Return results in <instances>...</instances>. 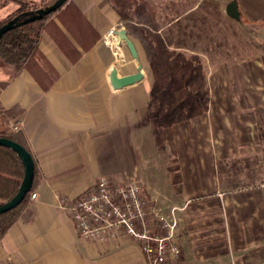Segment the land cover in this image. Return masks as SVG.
<instances>
[{"label":"crops","instance_id":"obj_1","mask_svg":"<svg viewBox=\"0 0 264 264\" xmlns=\"http://www.w3.org/2000/svg\"><path fill=\"white\" fill-rule=\"evenodd\" d=\"M232 1L238 21L226 14ZM66 5L74 7L70 29L58 22L61 45L41 34L32 72L0 59V105L21 109L17 128L38 180L35 198L0 242V264H149L131 239H82L61 207L100 177L140 180L150 209L176 220L181 255L170 264H264V145L256 113L264 107V49L223 37L238 25L264 29V0H145L137 38L119 24L110 0ZM113 27L126 31L138 59L125 46L124 64L117 62L103 41ZM164 36L202 59L211 100L206 114L163 129L159 149L142 124L151 81L140 41ZM112 67L119 77L143 78L113 91Z\"/></svg>","mask_w":264,"mask_h":264},{"label":"trees","instance_id":"obj_2","mask_svg":"<svg viewBox=\"0 0 264 264\" xmlns=\"http://www.w3.org/2000/svg\"><path fill=\"white\" fill-rule=\"evenodd\" d=\"M54 1H42L39 4H21L22 2L19 1L18 9L7 20L0 21V27L18 15L31 13ZM6 3V0L3 1L0 7L5 6ZM110 3L119 17V24L128 31L131 37L137 38L140 31L143 33V30H139L136 24H140L139 16L144 11L145 0H110ZM73 8L68 5L65 8L62 6L39 20L6 31L0 37V59L2 62L18 68H27L32 72V67L35 66L40 55L41 34L47 32L61 45L58 36L64 35V31L58 22L70 29L74 14ZM68 15L70 22H68ZM25 17L22 16L21 19ZM53 17L55 20L52 19ZM164 39L153 37L148 42L140 41L144 48L151 81L146 114L142 124L150 126L154 142L159 149L164 148L163 129L189 122L206 114L211 100L202 59L197 55L172 48L166 36ZM70 58L74 60L76 56H70ZM256 113L260 132L259 141L264 145V107L256 109ZM21 115L22 111L17 107L5 108L0 105V138L19 143L30 153L18 128L16 130L10 128V125L17 124ZM262 152L264 156V149ZM221 163L219 162V166ZM23 177L24 166L20 158L9 148L0 146V206L16 195ZM37 182V170L34 166L32 187L23 201L13 209L0 214V242L18 220L23 207L28 203L30 196L34 194Z\"/></svg>","mask_w":264,"mask_h":264},{"label":"built area","instance_id":"obj_3","mask_svg":"<svg viewBox=\"0 0 264 264\" xmlns=\"http://www.w3.org/2000/svg\"><path fill=\"white\" fill-rule=\"evenodd\" d=\"M113 27L103 36V41L114 52L118 63L123 62L122 47ZM11 130L17 124L10 125ZM143 184L130 179L124 184H114L100 177L96 184L61 207L67 211L82 239L102 243L118 238L137 242L147 256L149 264H170L178 259L180 247L175 243L176 220L158 216L142 195ZM35 198V194L30 196Z\"/></svg>","mask_w":264,"mask_h":264},{"label":"water","instance_id":"obj_4","mask_svg":"<svg viewBox=\"0 0 264 264\" xmlns=\"http://www.w3.org/2000/svg\"><path fill=\"white\" fill-rule=\"evenodd\" d=\"M67 0H55L53 3H51L48 6L42 7L38 10H35L31 13H24L21 15H18L14 17L13 19L9 20L7 23L3 24L0 27V37L9 29L17 26H21L22 24L39 20L43 18L44 16H47L56 10H58L60 7L63 6V4ZM226 14L231 19L239 20V12L237 9V5L235 1H232L229 3L226 9ZM22 16H26L24 19H21ZM115 35L118 38L119 42H124L127 50L129 51L130 55L134 59H138V55L134 46L133 41L128 37L126 31L122 28L118 29L115 33ZM143 78L142 73L136 72L131 75H124L119 77L117 75V68L112 67L107 74V80L108 83L113 91H120L123 88L133 85L139 81H141ZM0 146L9 148L13 152L16 153V155L20 158L23 166H24V177L21 182L20 188L16 195L10 199L9 201L3 203L0 206V214L7 212L14 207L18 206L23 199L25 198L26 194L29 192V190L32 187L33 183V177H34V160L32 155L19 143L14 142L10 139L6 138H0Z\"/></svg>","mask_w":264,"mask_h":264},{"label":"rangeland","instance_id":"obj_5","mask_svg":"<svg viewBox=\"0 0 264 264\" xmlns=\"http://www.w3.org/2000/svg\"><path fill=\"white\" fill-rule=\"evenodd\" d=\"M5 0H0V4ZM7 3L5 6L0 7V21L7 20L10 16L18 9L21 4L25 3H36L47 2L49 0H6ZM24 6V5H23ZM249 27L238 25L236 28L232 30L223 31V37L228 40H232L236 42V45L243 48L251 47L253 51L261 52L264 49V29L253 28L252 30ZM125 47V45H123ZM248 48V49H249ZM119 64L123 65L124 62H120ZM120 65V66H121ZM260 157V156H259ZM257 161V159H256ZM232 163V162H230Z\"/></svg>","mask_w":264,"mask_h":264}]
</instances>
